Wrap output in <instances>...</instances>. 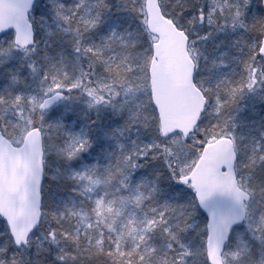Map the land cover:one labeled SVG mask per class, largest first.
<instances>
[{
    "label": "snow or ice",
    "instance_id": "1",
    "mask_svg": "<svg viewBox=\"0 0 264 264\" xmlns=\"http://www.w3.org/2000/svg\"><path fill=\"white\" fill-rule=\"evenodd\" d=\"M0 264H264V0H0Z\"/></svg>",
    "mask_w": 264,
    "mask_h": 264
}]
</instances>
